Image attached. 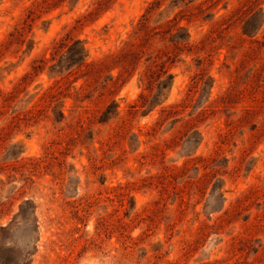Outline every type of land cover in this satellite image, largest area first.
I'll list each match as a JSON object with an SVG mask.
<instances>
[{"label": "rangeland", "instance_id": "1", "mask_svg": "<svg viewBox=\"0 0 264 264\" xmlns=\"http://www.w3.org/2000/svg\"><path fill=\"white\" fill-rule=\"evenodd\" d=\"M0 264H264V0H0Z\"/></svg>", "mask_w": 264, "mask_h": 264}, {"label": "trees", "instance_id": "2", "mask_svg": "<svg viewBox=\"0 0 264 264\" xmlns=\"http://www.w3.org/2000/svg\"><path fill=\"white\" fill-rule=\"evenodd\" d=\"M244 35H247L248 36V32L246 31V30H244ZM56 48V47H55ZM75 56L77 57V59L79 60V61H81V63H79V65L78 66H82V64H83V62L85 61V58H86V56L87 55H83L82 53H85V49L83 48V47H81L80 49H78V50H75Z\"/></svg>", "mask_w": 264, "mask_h": 264}]
</instances>
